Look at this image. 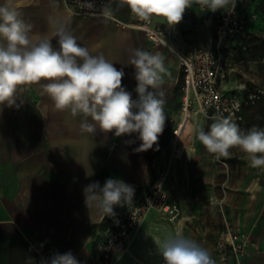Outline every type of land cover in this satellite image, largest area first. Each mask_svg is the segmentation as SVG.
Returning a JSON list of instances; mask_svg holds the SVG:
<instances>
[{
    "label": "crops",
    "instance_id": "crops-1",
    "mask_svg": "<svg viewBox=\"0 0 264 264\" xmlns=\"http://www.w3.org/2000/svg\"><path fill=\"white\" fill-rule=\"evenodd\" d=\"M14 3L22 18L33 25V35L50 33V16L69 20L79 44L93 55H104L118 70L123 69L122 85L133 100L138 95L135 69L129 65L131 50L140 48L165 57L170 75L164 77V84L157 90L165 100L164 131L158 144L144 152L135 151L142 143L138 133L116 137L99 129L94 134L81 131L80 124L85 118L56 110L44 89V81L19 90L15 105H0V264H42L53 253L68 252L78 264H99L104 215L97 207L86 206L83 189L97 181L103 186L108 178L121 179L131 186H146L167 163L169 136L180 99L179 63L168 48L151 47L139 30L120 28L100 17L71 16L64 0H14ZM117 4L115 0V13L126 17L130 10ZM215 13L194 0L176 27L186 39L199 45L212 44L216 38ZM236 14L242 15L245 28L258 24L264 27V0L238 3ZM154 21L166 23L160 18ZM230 56L227 52V59ZM243 63L247 79H258V62ZM237 69L232 66L222 87L233 90L237 86ZM205 123L199 117L194 118L191 143H184L180 158L171 159L168 177L171 193L182 209L195 201L202 222L210 216L221 219V212L228 214L242 228L254 230L264 249V173L241 174L250 171V160L238 147L230 149L229 156L219 157L223 163L218 161L196 138L200 128L208 130L210 124L206 127ZM253 126L262 128L261 118L244 107L240 128L248 130ZM156 214L147 215L128 253L115 264L144 262L138 252L147 240L152 247L146 260H153L157 243L151 236L155 235Z\"/></svg>",
    "mask_w": 264,
    "mask_h": 264
},
{
    "label": "clouds",
    "instance_id": "clouds-1",
    "mask_svg": "<svg viewBox=\"0 0 264 264\" xmlns=\"http://www.w3.org/2000/svg\"><path fill=\"white\" fill-rule=\"evenodd\" d=\"M193 2L118 0L117 6H127L145 25L160 18L174 27ZM195 2L212 13L229 4L234 6V0ZM85 6L94 7L90 2ZM104 15H111L110 6L104 7ZM48 23L49 34L33 35V25L22 18L14 0L0 2V105H15L19 90L44 81V89L56 110L85 118L80 124L81 131L94 134L99 129L116 137L138 133L142 143L136 152L158 144L166 115L163 93L157 90L164 84V77L170 75L165 57L140 48L131 50L129 65L135 69L138 95L133 100L122 85L125 75L122 68L118 70L104 55H93L79 44L66 18L50 16ZM196 138L218 158L229 156L230 149L238 147L247 154L252 167H264V128L253 126L242 130L231 116H220L207 131L200 128ZM83 194L88 208L95 206L105 217H114V206L132 203L135 189L121 179L108 178L103 186L98 181L85 186ZM157 250L163 264H215L207 248L178 231L157 241ZM42 264H78V261L71 252L53 253Z\"/></svg>",
    "mask_w": 264,
    "mask_h": 264
},
{
    "label": "built area",
    "instance_id": "built-area-1",
    "mask_svg": "<svg viewBox=\"0 0 264 264\" xmlns=\"http://www.w3.org/2000/svg\"><path fill=\"white\" fill-rule=\"evenodd\" d=\"M246 1L234 0V6L229 4L217 11L214 22L215 41L212 44L199 45L190 38H184L176 26L169 27L166 23L155 22L154 19L151 24L145 25L131 11L126 17L118 16L114 10L115 0H64L66 9L73 17H100L113 22L117 27L143 32L151 47H166L176 56L181 72L179 106L169 136L170 159L157 170L148 185H133L135 195L132 203L116 205L114 217H103L99 264H115L128 253L134 235L150 212L170 219L178 215L179 208L168 185L170 162L172 158L181 156L184 143L192 137L194 118L197 115L210 119L231 116L240 126L243 121V103L252 104L258 99L261 93L259 90L248 94L243 101L236 95H225L222 89L229 74L224 48L236 32L245 28L244 22L236 14V6L239 2ZM87 2L94 7H86ZM106 5L110 6L111 15H104ZM217 159L223 163L218 157ZM1 204L0 188V207ZM229 235V245L240 249L242 244L235 246L233 237L230 233Z\"/></svg>",
    "mask_w": 264,
    "mask_h": 264
},
{
    "label": "rangeland",
    "instance_id": "rangeland-1",
    "mask_svg": "<svg viewBox=\"0 0 264 264\" xmlns=\"http://www.w3.org/2000/svg\"><path fill=\"white\" fill-rule=\"evenodd\" d=\"M237 15L242 17V15ZM243 31L249 32L253 36L264 38V27H261L259 24L251 28H244ZM233 40L234 37L226 43L224 50L226 53L228 52L231 54L226 61L229 72L232 66L233 68H238L235 73L238 83L233 90L223 86V93L225 95H236L244 101L248 94L259 90L261 93L254 103H243L241 114L243 116L244 107L250 108L254 117L259 116L261 118V127L264 128V59L253 60L258 62L260 73L257 75L258 79H252V81L248 80V76L244 74L247 72L243 66V62L247 59H242L239 57L238 53H236L235 50L239 45ZM233 63L235 66L232 65ZM196 117L205 120L206 127L214 121V119L205 116L197 115ZM193 136L194 133L192 134V137ZM192 137L187 141L189 144L191 143ZM169 148H171L170 145ZM248 168L250 171H241L240 173L243 175L247 173L252 176L258 173H264V167L254 168L251 166L250 162L248 163ZM173 199L176 201L179 208V213L175 218L170 219L158 213L155 216V235L151 236V239L156 241V243L157 241L163 240L170 233L178 231L207 248L211 252L215 264H264V249L260 247L258 235L255 234L254 230L251 231L242 228L239 221V223L233 222L228 214H224L223 212H221V219L211 218L210 216V218L202 222L200 219L202 213L197 211V203L195 201L190 203L188 208L182 209L179 200L175 197H173ZM210 215H213V213H210ZM229 233L231 237H233L235 246H237L238 243L242 244L240 249H234L232 245H229L231 244L229 243L231 241L227 240V238L230 237ZM234 236H236V239H234ZM219 242H221L220 245ZM151 247L152 244L150 246V241L147 240L145 245L142 246L138 252V257L143 259L144 262H139L137 264H147L146 261L148 260H146V258H148V254H150ZM148 264H163L162 257L159 255L158 250L153 260L148 261Z\"/></svg>",
    "mask_w": 264,
    "mask_h": 264
},
{
    "label": "trees",
    "instance_id": "trees-1",
    "mask_svg": "<svg viewBox=\"0 0 264 264\" xmlns=\"http://www.w3.org/2000/svg\"><path fill=\"white\" fill-rule=\"evenodd\" d=\"M233 41L238 43L239 46L235 51L242 59H264V38L253 36L242 30L236 32Z\"/></svg>",
    "mask_w": 264,
    "mask_h": 264
}]
</instances>
